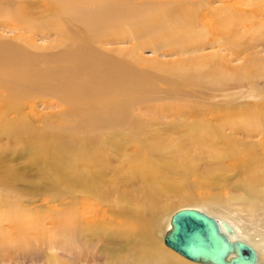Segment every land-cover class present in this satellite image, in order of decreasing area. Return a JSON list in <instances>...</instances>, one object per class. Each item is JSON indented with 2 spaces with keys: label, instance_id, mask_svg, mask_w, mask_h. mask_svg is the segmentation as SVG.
I'll return each mask as SVG.
<instances>
[{
  "label": "bare ground",
  "instance_id": "6f19581e",
  "mask_svg": "<svg viewBox=\"0 0 264 264\" xmlns=\"http://www.w3.org/2000/svg\"><path fill=\"white\" fill-rule=\"evenodd\" d=\"M255 1L248 10L236 0H0V132L12 141L0 149V162L19 163L0 166L1 253L11 246L26 250L31 240L49 245V239L70 236L75 247L65 251L78 256L83 250L93 262L97 258L91 250H117L118 257L105 264H183L174 256L187 264H213L190 260L165 243L172 215L186 208L214 218L230 243L241 241L254 249L252 264H264V151L253 149L264 146V127L254 143L224 134L226 128L235 132L260 124L264 56L243 57L245 66L257 65L261 72L242 70L244 65L230 71L231 60L224 53L207 60L209 66L197 59L167 68L160 63L158 69L176 75L175 87L159 102L152 97L141 103L153 84L135 67L139 58L122 57V52L114 56L105 49L127 42L134 49L149 47L160 55L167 49L182 55L202 49L208 30L219 50L240 55L264 37V0ZM235 7L238 11L233 12ZM240 25L243 31L237 33ZM37 38H48L47 45L35 43ZM157 62L154 59L153 66ZM159 80L171 83L168 78ZM246 83L254 93L252 102L233 106L228 99L235 87ZM218 98L227 106L212 103ZM165 99L168 103H161ZM40 107L60 109L49 117ZM41 120L45 126L36 124ZM173 139H178L176 148ZM174 152L182 171L168 166L170 160L158 162ZM138 166L144 168L142 174ZM227 173L232 181L221 184L218 174L227 178ZM209 175L210 180H203ZM189 177L196 179L209 210L244 213L263 230L251 232L239 225L240 217L228 221L203 206H182L163 219L160 242L152 238L153 220L167 205L161 196L183 192L181 198L188 200L191 194L184 192L183 180ZM19 186L42 196L38 200L43 202L28 206ZM188 191L193 190L188 186ZM37 212L43 216L33 217ZM86 216L92 224H85ZM95 227L92 237L89 232ZM234 256L235 248L225 258ZM47 264L66 263L51 256Z\"/></svg>",
  "mask_w": 264,
  "mask_h": 264
},
{
  "label": "rangeland",
  "instance_id": "374dc122",
  "mask_svg": "<svg viewBox=\"0 0 264 264\" xmlns=\"http://www.w3.org/2000/svg\"><path fill=\"white\" fill-rule=\"evenodd\" d=\"M236 1L239 3V5L246 4L247 8L249 7V5H248L249 3H256L257 4V2L255 0H236ZM216 3H217L216 5L220 4L219 1H217ZM231 9L233 12L238 11V8H236V7L231 8ZM248 10H249V8H248ZM235 21H237V20H235ZM235 25H237V24H235ZM235 28L238 29L237 33L241 32V30L243 31V29H240L241 25L236 26ZM4 33L6 36H11V34H12L10 32H3L2 34H4ZM203 35H204V40H203V46H202L203 48L202 49L197 50L196 52L194 51V52L185 53L182 55L169 54V53H167L168 52L167 49L163 50L165 53L164 55H160L158 53H155L149 47H145V48H141V49H134L133 45L131 43H127V42L126 43L108 44V46H105V49L108 50L109 52L112 51V54L114 56H118L119 52H122V54H121L122 57H127L131 54V55L137 56L139 58L137 65H135V67L138 70H143L144 78L149 82V84H153V85H151V88L149 90L146 89V95L144 96V99L141 101V103H143L144 101H149L148 99H151L152 97L155 98V100L159 102L163 96H165V97L167 96L166 93L169 89L175 87L174 84L176 83V81L174 78L176 77V75L168 72L166 69H158V68H160V63L166 65V68H167L169 65L179 63L181 60H184V59H186V60L197 59V60L203 62V61L214 59L216 57V55L224 53L226 58L231 60V62L229 64V70L230 71H232V69H235L239 65L240 66L244 65L242 67V70H254V71L261 72V68H258L257 65H255L251 68H248L247 66H245L246 62L243 59V57H246V55H248L250 57H254L255 54H257L259 56H264V44L262 43V42H264V37H261V39L259 40L261 43L256 48H254L252 50L240 52L242 54L239 53L240 55H236V54H238V53H236V51L234 53H230L227 50H219L218 49L219 43H216L217 44V46H216V44L214 42L216 37L213 35L212 32H209L208 30H206V33H203ZM254 36L256 37L255 33H254ZM249 37H250V34H249ZM5 40H8V37H6ZM47 42H48V38H37L35 43H37L39 45H47ZM30 50L33 52L44 53V54H45V52H47V50H40V49H33V48L32 49L30 48ZM234 58H237V59L234 60ZM154 59L159 61V62H157V64L155 66H153V63H152V61ZM203 63L207 66L212 65L208 61L203 62ZM218 64H220V63H218ZM154 67H156V68H154ZM190 73L194 74L196 72L192 71ZM172 76H174V78H172ZM161 77L170 79L171 83L168 85L160 84L159 79ZM257 81L262 82L261 79H258ZM231 88H233V87L231 86ZM180 89L182 90L184 88H180ZM180 89H178V90H180ZM253 94L254 93H253L250 85H248V83H246V84H243L239 87H235V91L233 92L232 99H228V100H232V102L230 104L233 103L234 104V105L232 104L233 106L238 105L240 103H241L240 105H245L248 102H252L251 97H253ZM213 102H214V104L217 103L218 105H221L224 107L227 106L226 104H224L225 101L222 100L221 98L216 99V101L212 100V103ZM161 103H168V100L165 99ZM39 109H41V107ZM55 109L58 111L60 108L55 107ZM56 110L42 108L40 110V113L46 114L47 116L50 117V113L54 112ZM199 110H201L200 111L201 113H206V114L208 113V111L205 110L204 108H200ZM261 112H263L262 113L263 115H261V118L259 117L260 124L251 123L249 126L245 125L243 127V129L235 130V132H232L226 128L224 130V134L228 138L233 139V140H242L245 143H248V142L254 143V141H256L255 139L259 138V133L262 130L261 128L264 127V118H263L264 117V109H262ZM210 115H212V114H207V117L211 118L212 116H210ZM201 116H202V114H201ZM10 117L7 116V119H9ZM236 119H239V117L236 116ZM47 123H50V120H48ZM36 124L37 125L39 124V126L40 125L45 126V122H43L42 120L40 122H36ZM240 124H243V122L241 121ZM251 130L253 132H251ZM182 133H183L182 131L179 133L180 136H182L183 134H185V135L187 134L186 130H184L183 134ZM174 134L175 133H173V135ZM248 134H249V136L246 137ZM263 135H264V133H263ZM177 141H178V139L172 140V143H174L175 148L177 146L176 145ZM11 142L12 141L9 139V136L6 138V137L2 136V134L0 132V149H4L5 147L8 148L10 146ZM245 143H242V145H245ZM237 146H240V145H237ZM220 147H221V145H220ZM26 149H28V148H26ZM253 149L255 150L256 153H261L262 151H264V146H261V147L253 146ZM55 151L57 152L56 149H55ZM190 153L194 154V152H192V151H190ZM186 154L188 155V153H186ZM13 155H16V154H13ZM165 159L172 161V164H170L168 166L176 167L177 168L176 170L182 171V167H180V166L177 167V165H179L178 153H176V152L169 153V154H167V157H165L164 159L158 160V162H161V160H165ZM12 163H13V165H15L16 161H11L10 163H6L4 160L3 163L0 162V166L2 168L3 164L8 165V164H12ZM16 165L17 166L19 165L18 161H17ZM137 169L139 170L140 174H142V172H144V168L142 166H138ZM177 175H179V174H177ZM226 175H227V178L221 177L218 174L219 182L221 184H223L224 182H226L228 180L232 181L231 174L227 173ZM200 178H201V176H200ZM206 178L208 180H210V175L208 177L203 178V180H206ZM194 181H196V179H194L193 177H189L188 180H185V179L183 180V184L185 186L184 192L191 194V197L189 196L188 200L181 198V197L186 195L183 192H180V194H176V195L173 194L172 197L170 196L168 198H167V196H164V195L161 196V200H163V202L166 203L167 205H165V207L157 213V215L155 216V218L153 220V226H152L151 233H150L152 238L159 240V242H160L161 237L158 236V234H159V232H161V229L163 228V225H162L163 219L167 216V214H170L173 210H175L179 207H182V206H195V207H202L203 206L202 208H204V209L207 208L206 210L208 212L211 211L210 213H212V214L214 213V215L219 216L221 218H224L228 221L230 219L231 220H234V219L239 220L237 218L240 217L239 225H243L246 230H249L251 232L253 230L255 232H259V231L263 230L261 224L258 223L257 226L255 227L252 220L249 219L250 221H247L248 217L246 218L244 213L236 212V211H234V212L228 211L227 212L226 210L223 211L220 209H217L215 211H213L211 209L209 210V208L207 206H205L203 201L200 199L201 198V190L197 189ZM147 183L148 184L150 183L152 186L156 185V183L153 181H150ZM21 184L24 185V182L19 183L20 186H22ZM20 186H19V188H20ZM188 186L191 187V189L193 190V191H191L193 193V195L191 192L188 191ZM22 188L23 187H21L20 189H22ZM22 190H24V193H25L24 194L25 202H29L28 206H31V205L35 206V205L41 204L43 202V201L41 202V200H38L40 197L42 199V196H35V195L32 196L27 189L23 188ZM211 190H217V189L213 188ZM159 191H161V190L159 189ZM43 195H48V194L45 193ZM230 195L232 197V194H230ZM223 197L227 198L228 195H224ZM200 200L202 201L201 203H200ZM184 201H187V202H184ZM234 202L237 203V201H234ZM225 215L227 216V218ZM42 216H43L42 212H37L33 215V217H42ZM29 222H31V221H29ZM84 222H85V224H92V223H90L91 218L89 216H86ZM97 229H98V227H95L91 232H89V234H92V237H93V234L95 232H97ZM245 229H242V230L246 231ZM251 232H250V234H251ZM250 236H252V234ZM87 237H88V235L81 237V242H84L87 239ZM255 239H257V237H255ZM49 241H51L52 243L49 245H46V244H36L37 242H35L34 240H31L32 243L29 241V245L26 248V250H19L16 247L11 246V247H9V250L8 249L4 250V251H2V253L0 251V264H47V259L50 258L51 256H56L59 260H61L63 263H66V264H69V263H71V264H105V263L113 260L114 258L118 257V255H116L117 250H114V254H108L107 252L98 253V252L91 250L94 253V256H95L94 258H97V261L93 262L90 260L91 257L89 255V253H87L83 250H81V252H79L78 256L74 253H71L68 250L65 251V249L75 247L73 244V239L70 236H67L66 238L58 237L55 240L49 239ZM51 245H54V246H51ZM115 246L118 249L121 245L117 244ZM160 246L162 248H164L161 244H160ZM252 246L254 248L257 247L256 244H254ZM60 248H62L63 250H61ZM12 249H14V250H12ZM8 251H10L9 253L11 255L9 253H7ZM168 251L170 253H173L169 249H168ZM262 253H263L262 259H264V250H262ZM75 256H77V257H75ZM174 257H176L178 260H180L183 264H187V262L184 259H182L181 257H179V256H174ZM7 259H9V260H7ZM263 262H264V260H263Z\"/></svg>",
  "mask_w": 264,
  "mask_h": 264
},
{
  "label": "water",
  "instance_id": "95a60500",
  "mask_svg": "<svg viewBox=\"0 0 264 264\" xmlns=\"http://www.w3.org/2000/svg\"><path fill=\"white\" fill-rule=\"evenodd\" d=\"M172 230L165 243L190 260L204 259L213 264H252L256 254L244 242L230 243L220 232L211 216L192 209H180L172 215ZM233 248L236 256L226 260Z\"/></svg>",
  "mask_w": 264,
  "mask_h": 264
}]
</instances>
